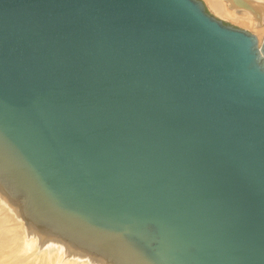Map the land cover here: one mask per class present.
Instances as JSON below:
<instances>
[{
  "label": "water",
  "instance_id": "obj_1",
  "mask_svg": "<svg viewBox=\"0 0 264 264\" xmlns=\"http://www.w3.org/2000/svg\"><path fill=\"white\" fill-rule=\"evenodd\" d=\"M0 199L66 264H264V34L202 0H0Z\"/></svg>",
  "mask_w": 264,
  "mask_h": 264
},
{
  "label": "bare ground",
  "instance_id": "obj_2",
  "mask_svg": "<svg viewBox=\"0 0 264 264\" xmlns=\"http://www.w3.org/2000/svg\"><path fill=\"white\" fill-rule=\"evenodd\" d=\"M254 1L264 4V0ZM207 2L218 16H228L244 26L254 24L253 14L244 10L238 11L228 0H207ZM260 29L262 32V28ZM0 264L66 263L52 243H44L37 236L28 233L23 222L0 199Z\"/></svg>",
  "mask_w": 264,
  "mask_h": 264
},
{
  "label": "rangeland",
  "instance_id": "obj_3",
  "mask_svg": "<svg viewBox=\"0 0 264 264\" xmlns=\"http://www.w3.org/2000/svg\"><path fill=\"white\" fill-rule=\"evenodd\" d=\"M205 5L207 6V8L209 9L210 12L214 13L213 10L210 8L207 0H202ZM238 11H240L241 9H237ZM243 11V10H242ZM245 11V10H244ZM216 14V13H214ZM239 15H241L242 13H237ZM217 15V14H216ZM221 17V16H220ZM223 20L227 21L228 23L232 24L233 26H236V27H239V28H243V29H246L247 31H250L252 33H254L257 37L261 38L264 34V19L263 21L260 23V25H255L256 23V18L253 17L252 21H253V25L251 26H244L242 24H240L238 21H234L232 20L230 17L226 16V17H222ZM262 28V32H261V29Z\"/></svg>",
  "mask_w": 264,
  "mask_h": 264
},
{
  "label": "flooded vegetation",
  "instance_id": "obj_4",
  "mask_svg": "<svg viewBox=\"0 0 264 264\" xmlns=\"http://www.w3.org/2000/svg\"><path fill=\"white\" fill-rule=\"evenodd\" d=\"M205 7H206V9H207V11H209V9L207 8V6L205 5ZM210 12V11H209ZM212 15H214L215 17H217V18H220L221 20H223L222 19V17H220V16H218V15H216V14H214V13H212V12H210ZM223 22H225V23H227V24H230V23H228L227 21H225V20H223ZM232 25V24H231Z\"/></svg>",
  "mask_w": 264,
  "mask_h": 264
}]
</instances>
